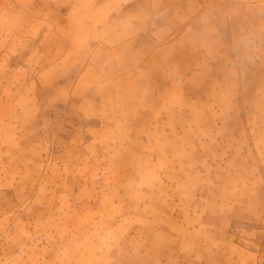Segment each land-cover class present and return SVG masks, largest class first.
Masks as SVG:
<instances>
[{
    "label": "rangeland",
    "instance_id": "374dc122",
    "mask_svg": "<svg viewBox=\"0 0 264 264\" xmlns=\"http://www.w3.org/2000/svg\"><path fill=\"white\" fill-rule=\"evenodd\" d=\"M0 264H264V0H0Z\"/></svg>",
    "mask_w": 264,
    "mask_h": 264
},
{
    "label": "crops",
    "instance_id": "0c3cea01",
    "mask_svg": "<svg viewBox=\"0 0 264 264\" xmlns=\"http://www.w3.org/2000/svg\"><path fill=\"white\" fill-rule=\"evenodd\" d=\"M148 39H151L152 40V37H149L147 39H144L146 44H150V41ZM149 53V58L150 59H153L155 58L156 56H158V53H159V49L158 48H155V47H152V49L148 52Z\"/></svg>",
    "mask_w": 264,
    "mask_h": 264
}]
</instances>
